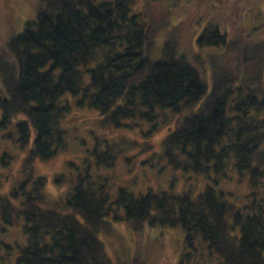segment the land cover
<instances>
[{
    "label": "trees",
    "instance_id": "obj_1",
    "mask_svg": "<svg viewBox=\"0 0 264 264\" xmlns=\"http://www.w3.org/2000/svg\"><path fill=\"white\" fill-rule=\"evenodd\" d=\"M137 1L41 0L34 22L0 48V133L4 138L13 128L17 134L16 155L4 153L0 163L10 170L12 159L26 153L21 180L0 192V233L19 227L26 240L7 261L113 264L99 234L111 230V220L121 219V211L135 229L146 224L180 228L186 252L179 264H207L200 250L216 255L218 264H264V119H259L264 118V93L258 85L260 92L254 94L257 89L248 83L244 90L246 73L239 67L223 82L213 67L208 71L202 55L230 50L245 68L263 64L246 56L249 46L228 42L219 16L203 17V25L197 16L192 25L198 29L191 44L195 51L190 52L173 42L169 22L138 11ZM170 1L178 4V12L189 8ZM74 106L96 111L103 123L126 130L137 121L154 120L159 112L181 115L163 142L164 156L174 168L204 174L212 184L197 195L135 194L122 188L112 197L107 179L90 181L88 169L84 175L77 170L69 173L76 180L63 212L47 207L46 179L33 164L65 150L62 122ZM157 126L144 135L150 138ZM109 150L94 153L96 164L114 165L116 154ZM232 169L249 185L243 207L230 192L218 189L219 178L210 177V172ZM4 239L0 250H10Z\"/></svg>",
    "mask_w": 264,
    "mask_h": 264
},
{
    "label": "rangeland",
    "instance_id": "obj_2",
    "mask_svg": "<svg viewBox=\"0 0 264 264\" xmlns=\"http://www.w3.org/2000/svg\"><path fill=\"white\" fill-rule=\"evenodd\" d=\"M180 2L189 8L178 12L176 11L180 9L178 4L170 0H138L135 8L153 16L158 22H169L173 42H176L178 47L188 46L187 50L190 52L194 50L191 46L193 35L198 32V29L192 26L193 22L195 23L198 17H204L206 21L219 16L220 28L226 30L228 42L234 46L235 44L249 46L252 50L248 48L250 53L246 56L250 59L255 58L254 60L263 65L260 69L245 68L240 57L236 59L237 52L227 50L223 55L222 49H214L217 54L202 55L208 71L210 72L213 67L214 71L222 74L225 82L233 78L230 74L235 73L234 70L239 67L246 73L245 78L241 80L244 90L246 91L245 86L248 83V88L250 86L252 89H257L260 85L264 93V0H180ZM40 3L41 0H0V48L5 46L12 35L20 33L26 25L34 22ZM209 4L215 6L210 8ZM195 48L197 52V47ZM211 80L210 77L209 89L212 85ZM259 90H253L254 94L260 92ZM67 99L73 105L74 99L71 96H67ZM181 121V115L170 111L159 112L154 120L137 121L132 124H135L132 130H126L103 123V117L96 111L76 109L74 106L73 111L62 122L67 134L65 150L50 161L36 160L33 164L36 174L46 179L50 197V206L47 207L63 212V206L75 186L73 180H76V177L71 179L69 173L76 175L79 170L81 175H84L87 169L90 181L108 180V190L112 197L122 188L135 194H145L150 190L160 193L199 194L212 184L208 177L174 168L162 151L166 136L174 131ZM153 124L158 126L148 138L149 136L144 134L149 132ZM9 133L11 135L7 136ZM3 134L0 133V157L4 153L16 155L17 147L13 142L17 135L15 129L10 128L4 138ZM145 143L152 145V149L145 146ZM109 149L116 154L114 165L108 167L96 164L94 153ZM25 156V152L18 153L11 161L10 170L0 163L1 193H7L21 180L20 170ZM7 161L10 163L8 158ZM69 163L74 164L72 169L69 168ZM61 175L64 176L61 183H56V178ZM210 177L219 178L218 189L230 192L232 200L238 206L243 207L247 203L249 185L235 170L218 175L210 172ZM260 192H264V186ZM119 216L121 218L119 220H111L108 217L107 219L111 220V230L99 234V239L104 243V250L113 264H179L182 253L186 252L184 233L180 228L168 225L151 227L146 224L135 229L123 219L121 211ZM2 239L7 242L10 250H0V264H15V259L7 261V258L8 255L17 256L19 248L25 246L23 232L19 227L12 228L6 234L0 233V240ZM196 245L206 249L200 241ZM199 253L207 264H218L216 255L209 254L207 250L203 253L200 250Z\"/></svg>",
    "mask_w": 264,
    "mask_h": 264
}]
</instances>
